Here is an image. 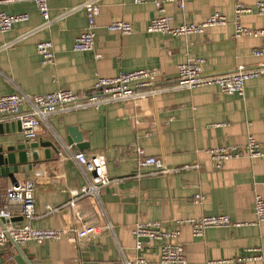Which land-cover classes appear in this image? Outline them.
I'll list each match as a JSON object with an SVG mask.
<instances>
[{"label":"crops","instance_id":"crops-1","mask_svg":"<svg viewBox=\"0 0 264 264\" xmlns=\"http://www.w3.org/2000/svg\"><path fill=\"white\" fill-rule=\"evenodd\" d=\"M85 1L48 0L54 22L26 37L44 22L35 4H0V12L29 15L27 22L0 33V97L18 92L36 96L59 89L83 95L99 77L147 69H157L156 83L168 86L177 80L179 65L195 59L206 60L207 75L264 61V55L255 54L264 49V35L235 36L236 4L255 8L256 0H184V9L167 2L166 15L174 27L201 23L215 12L227 18L225 25L210 27L203 34L178 38L147 32L151 20L159 16L153 0L144 4L102 0L95 50L77 52L73 45L87 28L86 12L59 17ZM116 21L130 23L134 31L128 35L109 31L107 27ZM241 23L264 31V15L244 16ZM44 41L54 44V64H41L37 45ZM244 91L241 98L226 95L216 85L205 86L168 91L143 102L51 116L42 124L37 141H59L61 153L46 160L41 149L42 160L29 177H15L36 184L37 218L32 226L64 229L74 238L89 226L109 228L82 240L65 236L54 242H28L21 249L33 254L38 264H131L138 257L149 264H162V242L135 251L132 229L136 223L159 222L165 229H175L178 220L222 214L237 225L207 229L202 237H194L188 225L180 228L178 241L185 247L187 264H264V223L255 224L254 212L255 196L264 197V158L243 156L217 169L209 154L223 146L242 147L249 135L264 144V79L246 81ZM72 131L82 136V150L68 145ZM136 147L181 170L169 176L136 178ZM79 152L88 157L104 155L110 178L120 181L105 188L98 198L80 196L72 205L91 177L72 157ZM188 165L198 168L183 169ZM0 181V208H4L5 191L12 181ZM47 207L60 210L49 213ZM12 211L14 221L21 223L19 207Z\"/></svg>","mask_w":264,"mask_h":264},{"label":"built area","instance_id":"built-area-1","mask_svg":"<svg viewBox=\"0 0 264 264\" xmlns=\"http://www.w3.org/2000/svg\"><path fill=\"white\" fill-rule=\"evenodd\" d=\"M102 0H86L81 6L63 13V18L78 10H84L87 15L88 25L84 33L76 38L73 49L77 52H93L95 50V39L97 29V17L100 14ZM135 4H144L149 0H133ZM32 2L43 17V24L26 37L38 30L48 28L53 22L48 0H0V4L12 5L17 3ZM175 2L181 9L185 7L184 0H153L159 16L152 19L147 27L148 33H159L172 37H188L194 34H203L208 28L225 25V15L215 12L201 23H183L174 27L171 18L166 15L164 4ZM264 15V0H256L255 8L247 7L237 3L234 11L235 36H259L264 31H254L244 27L241 20L247 15ZM28 14L9 15L0 12V33H7L14 25L27 22ZM107 29L112 32H119L128 35L134 31L133 25L124 21L111 23ZM37 52L41 57V64L55 63V49L52 41L40 42L37 45ZM256 55H264V49L255 51ZM100 56H97L99 58ZM206 60L195 59L180 64L178 67L177 80L168 86L156 83L159 75L157 69L139 70L134 72H122L113 78L99 77L92 90L87 94H77L70 90L59 89L55 92L28 96L18 92L13 95L0 97V123L19 121L22 126L23 136L26 142L37 141L38 133L42 124L53 115L68 114L87 109H100L103 106L113 103H137L146 101L168 91L192 90L205 86H218L226 95L244 97L245 82L251 79H264V61L253 66H239L229 73L207 75L204 72ZM136 178H143L153 175L169 176L181 169L168 167L163 158L152 157L145 154L142 147H136ZM216 163L217 169H222L225 162L246 156L249 159L264 158V144L257 141L251 135L248 136L244 146H223L209 151ZM73 159L78 167L86 174L88 186L84 187L79 196H76L71 204H75L80 196L98 198L100 193L108 186L117 183L119 179L110 178L107 171V159L104 155L98 154L88 157L85 153L74 154ZM197 165H188L183 169H197ZM88 177V176H87ZM264 187V184H263ZM36 184L30 179L16 181L5 191L6 206L0 208V252L12 247H22L28 242L43 243L45 241H59L67 237L64 229H37L32 222L37 218ZM18 206L22 215V222L14 221L13 207ZM60 207H47V211L57 212ZM255 224L264 223V197L257 194L254 201ZM188 225L194 237H202L204 232L210 228H224L237 225L227 215L204 216L176 221L177 228L165 229L159 222H138L133 226L132 234L135 238V251L140 253L155 242H162L160 249V263L162 264H187L188 259L185 247L178 239L181 235L180 228ZM105 227L89 226L79 230L69 239L82 240L93 236ZM9 249V248H8ZM251 260L250 258L245 259ZM131 264H149L145 259L138 257Z\"/></svg>","mask_w":264,"mask_h":264},{"label":"water","instance_id":"water-1","mask_svg":"<svg viewBox=\"0 0 264 264\" xmlns=\"http://www.w3.org/2000/svg\"><path fill=\"white\" fill-rule=\"evenodd\" d=\"M72 131L71 139L68 138V145L74 150H82L83 138ZM78 144L76 147V145ZM43 149L44 159L51 160L54 155L61 153V143L55 141H25L22 126L19 121L0 123V180L10 179L15 183L16 176L23 174L29 177L30 171L41 162ZM1 182V181H0ZM0 264H38L34 255L27 250L14 246L9 250L0 252Z\"/></svg>","mask_w":264,"mask_h":264}]
</instances>
